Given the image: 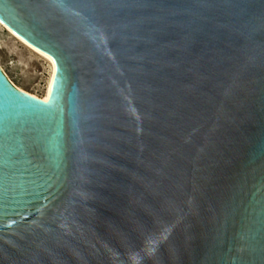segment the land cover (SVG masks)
I'll list each match as a JSON object with an SVG mask.
<instances>
[{
	"label": "water",
	"instance_id": "obj_1",
	"mask_svg": "<svg viewBox=\"0 0 264 264\" xmlns=\"http://www.w3.org/2000/svg\"><path fill=\"white\" fill-rule=\"evenodd\" d=\"M0 20L56 62L48 105L0 69V264H264V0Z\"/></svg>",
	"mask_w": 264,
	"mask_h": 264
},
{
	"label": "rangeland",
	"instance_id": "obj_2",
	"mask_svg": "<svg viewBox=\"0 0 264 264\" xmlns=\"http://www.w3.org/2000/svg\"><path fill=\"white\" fill-rule=\"evenodd\" d=\"M0 67L12 83L42 96L49 73L46 61L1 23Z\"/></svg>",
	"mask_w": 264,
	"mask_h": 264
},
{
	"label": "bare ground",
	"instance_id": "obj_3",
	"mask_svg": "<svg viewBox=\"0 0 264 264\" xmlns=\"http://www.w3.org/2000/svg\"><path fill=\"white\" fill-rule=\"evenodd\" d=\"M3 24L4 26H6L13 34H15L20 40H22V42H24V44H26V46L28 48H30L33 52H35L38 56H40L43 60L46 61L47 63V66H48V77L46 79V83H45V86H44V91H43V94L42 96H38L34 93H30L24 89H22L21 87L15 85L14 83H12L10 81V79L6 76V74L4 73V71L2 70L3 74L6 76V78L9 80V82L15 87L17 88L18 90L20 91H23L35 98H39L41 101H44L46 98H48V95H49V87L50 85L52 84V81H53V73L55 72V64H53V58L47 54L46 52H44L43 50L37 48L36 46H34L33 44H31L30 42H28L27 40H25L22 36H20L18 33H16L14 30H12L9 26H7L4 22L1 23ZM49 57H51L52 59H49Z\"/></svg>",
	"mask_w": 264,
	"mask_h": 264
},
{
	"label": "snow or ice",
	"instance_id": "obj_4",
	"mask_svg": "<svg viewBox=\"0 0 264 264\" xmlns=\"http://www.w3.org/2000/svg\"><path fill=\"white\" fill-rule=\"evenodd\" d=\"M0 23H3V21L2 20H0ZM49 59H52L51 57H49ZM56 62L53 60V64H55ZM55 75H56V73L54 72L53 73V76L55 77ZM53 88H52V86L50 85V87H49V98H54L53 97ZM49 98H46L44 101H37L36 100V98L35 97H29V100L30 101H36V103L37 104H44V105H48V103H49Z\"/></svg>",
	"mask_w": 264,
	"mask_h": 264
}]
</instances>
